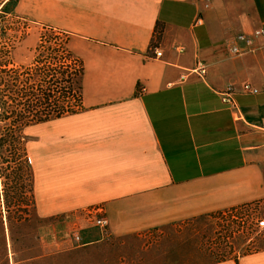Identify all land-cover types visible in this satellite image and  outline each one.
<instances>
[{
    "label": "crops",
    "instance_id": "crops-1",
    "mask_svg": "<svg viewBox=\"0 0 264 264\" xmlns=\"http://www.w3.org/2000/svg\"><path fill=\"white\" fill-rule=\"evenodd\" d=\"M7 7L69 33L84 64L83 109L33 126L41 214L101 206L110 235L125 238L264 202V91H242L264 88V38L237 41L264 30V0H0ZM229 86L237 110L221 101ZM210 264H264V251Z\"/></svg>",
    "mask_w": 264,
    "mask_h": 264
},
{
    "label": "rangeland",
    "instance_id": "rangeland-1",
    "mask_svg": "<svg viewBox=\"0 0 264 264\" xmlns=\"http://www.w3.org/2000/svg\"><path fill=\"white\" fill-rule=\"evenodd\" d=\"M51 32L70 49L66 31L18 16L10 7L0 12V48L11 49L17 64H31L50 55L47 49H58ZM36 132L33 126L24 131L28 155ZM10 150L0 149V264H210L264 251V228L259 227L264 202L125 238L110 235L101 206L69 215L41 214L31 163L29 172L21 149L11 150L17 162L10 161ZM97 217L108 220V235L95 227Z\"/></svg>",
    "mask_w": 264,
    "mask_h": 264
},
{
    "label": "trees",
    "instance_id": "trees-1",
    "mask_svg": "<svg viewBox=\"0 0 264 264\" xmlns=\"http://www.w3.org/2000/svg\"><path fill=\"white\" fill-rule=\"evenodd\" d=\"M162 31L163 25L158 23L151 50L160 43ZM51 33L49 36L59 41L61 35ZM42 43L46 41L43 39ZM58 43V49H47L50 55L38 56L28 65L15 63L11 49L0 48V149H21L20 160H23L29 172L24 131L83 109V61L66 48L64 42ZM11 150L10 161L14 162L15 159L17 162L14 157L16 150H13L14 154ZM30 186L33 191L32 178Z\"/></svg>",
    "mask_w": 264,
    "mask_h": 264
},
{
    "label": "built area",
    "instance_id": "built-area-1",
    "mask_svg": "<svg viewBox=\"0 0 264 264\" xmlns=\"http://www.w3.org/2000/svg\"><path fill=\"white\" fill-rule=\"evenodd\" d=\"M195 25L196 26H201L203 25V20L201 18H198L195 22ZM257 38H264V30L263 29H259V30H256L252 35H240L237 37V41L239 42H244L248 47H251L252 46V43L254 41V39H257ZM232 52L235 54V55H242L244 54V51H242L241 49H239L238 46H233L231 48ZM162 52L159 51L158 49H155V55H156V58H159L162 56ZM195 71L201 76V77H204L205 76V73H206V67L203 65V64H198V66L196 67ZM143 91V89H141V92ZM242 91L244 93H247V94H252V95H256V94H259L261 93L262 91H264V88L263 89H258V88H255L249 84H245L243 87H242ZM235 88L233 86H229L227 87L226 89H224L223 91L220 92V96H221V101L223 102L224 105H226L230 110H237L238 109V106H237V103H236V100H235ZM91 214V213H90ZM102 212L101 210L98 209L97 211V215H101ZM95 227H97L102 234H106L108 235V220L103 218V217H97L96 219V223H95ZM259 227L260 228H264V220H261L259 221ZM76 240L77 241H80L81 238L79 235H76Z\"/></svg>",
    "mask_w": 264,
    "mask_h": 264
}]
</instances>
